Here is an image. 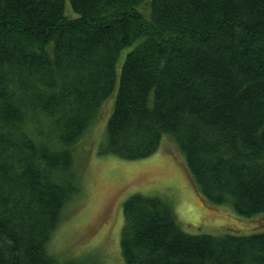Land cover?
I'll list each match as a JSON object with an SVG mask.
<instances>
[{"label": "trees", "instance_id": "obj_1", "mask_svg": "<svg viewBox=\"0 0 264 264\" xmlns=\"http://www.w3.org/2000/svg\"><path fill=\"white\" fill-rule=\"evenodd\" d=\"M66 1L0 0V264H98L47 244L117 83L100 153L143 158L170 134L205 198L264 212V0ZM124 217L127 264H264V230L190 233L140 192Z\"/></svg>", "mask_w": 264, "mask_h": 264}, {"label": "rangeland", "instance_id": "obj_2", "mask_svg": "<svg viewBox=\"0 0 264 264\" xmlns=\"http://www.w3.org/2000/svg\"><path fill=\"white\" fill-rule=\"evenodd\" d=\"M65 12L77 15L69 0ZM129 50L124 48L118 58V79ZM117 89L118 83L98 110L94 132L75 150L81 194L65 208L47 244L50 254L66 262L88 259L98 264H127L121 250L124 201L137 192L168 200L182 228L190 233L250 234L264 230V212L245 216L231 203H216L201 194L183 151L170 134L163 137L157 151L143 158L100 153Z\"/></svg>", "mask_w": 264, "mask_h": 264}]
</instances>
